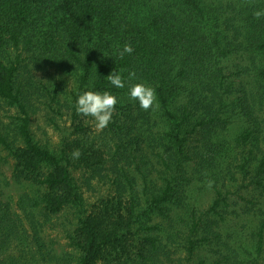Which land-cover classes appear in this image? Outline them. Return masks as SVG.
I'll use <instances>...</instances> for the list:
<instances>
[{
  "label": "trees",
  "instance_id": "trees-1",
  "mask_svg": "<svg viewBox=\"0 0 264 264\" xmlns=\"http://www.w3.org/2000/svg\"><path fill=\"white\" fill-rule=\"evenodd\" d=\"M256 10H264V0H0V99L18 110L11 134L0 130V146L14 160L15 180L34 190L20 203L28 230L0 188V264H156L145 254V244L156 252L154 238L144 239L135 253L134 227L141 224L132 196L135 170L145 185L152 184L151 206L168 218L169 205L178 206L174 200L196 175L211 168L217 173L230 149L227 133L238 122L236 173L248 175L249 185L235 191L225 182L223 189L214 186L204 218L191 214L187 249L192 255L212 236L222 239L229 201L239 198L248 203L243 215L255 219L250 249L236 264H264V119L258 116L264 107V16L255 17ZM125 43L134 51L120 59L117 51ZM245 52V63L235 70L224 65ZM23 53L33 68L49 65L76 78L72 132L56 148L32 131ZM113 70L125 77L124 88L109 83ZM137 82L156 90L155 110H142L128 98ZM88 89H109L118 97L110 123L96 134L75 109L78 94ZM155 123L163 134L153 131ZM108 163L116 173L115 194L78 220L69 236L75 252L59 257L41 235L38 218L46 223L82 206L75 173H97Z\"/></svg>",
  "mask_w": 264,
  "mask_h": 264
},
{
  "label": "rangeland",
  "instance_id": "rangeland-1",
  "mask_svg": "<svg viewBox=\"0 0 264 264\" xmlns=\"http://www.w3.org/2000/svg\"><path fill=\"white\" fill-rule=\"evenodd\" d=\"M19 52L20 50L15 53ZM22 55L21 81L29 93L28 97H30L32 131L39 142L56 148L61 139L68 137L72 132L71 106L75 95L78 93L76 78L64 75L49 65L41 69L33 68L31 62L27 61V55L25 53ZM237 55L226 60L224 65L235 70L236 66L242 65V62L245 63L246 52ZM261 61L264 60L261 59ZM26 65L28 66L25 67ZM253 90L251 89L252 92ZM17 116V108L8 106L0 99V130L11 134ZM258 116L264 119V107L258 112ZM85 118L92 134L104 129H97L91 117ZM152 129L155 133L163 134L161 123H155ZM241 130L242 123L240 122L230 126L227 133L230 149L220 161V166L216 170L217 173L212 174L211 168L208 174L196 175V180L189 188L187 187V192L181 193L178 199L174 200L173 203L178 204V206L169 205L172 210L169 212L170 217L168 218L162 216L158 209L151 206L152 184L145 185L141 180L140 173L135 170L138 182L132 196L136 199V212L139 213L141 223L134 227L137 239V241L135 240V253H138L144 246V239L152 237L155 239L157 250L153 253L152 247L145 244L150 253L145 252V254L147 258H151L150 255L152 258L154 257L152 260L156 264H236L238 260L242 259L250 249L251 231L255 218L252 216L248 218L243 215V210L246 209L248 203L242 202L239 198L236 201H229L231 208H228V214H225L226 221L222 224L220 231L222 239H216L212 236L210 242L200 244L192 255L187 249L189 234L187 226L191 214L196 211L198 216L204 218L214 199V186L223 189L222 185L225 182L235 191L241 183L249 185L250 177L248 175L243 176L236 173L240 171L236 167L240 162L235 159L238 150L234 145V138ZM151 157L153 163L157 164L155 157ZM13 169L14 160L0 146V188L4 193L3 198L12 203L15 213L24 219L29 230L30 219L25 217L22 210L23 206L20 203L22 199L34 195V190L29 185L17 182L14 178ZM113 173L116 174L111 163L105 165L104 169L97 170V173L87 170L75 173V178L82 191L83 205L69 207L46 223L43 216L38 218L42 226L41 235L59 257L64 253L75 252L69 236L76 227L78 220L84 217L86 212L89 213L93 210L94 206L115 194V175ZM252 173H255V169L252 170ZM102 175H104L103 178ZM245 177L246 180H244ZM243 193L245 198H249L248 190L244 189ZM127 198L131 197L127 196ZM205 219L208 220V217ZM36 224H38L37 219ZM195 237L198 239L200 236L197 234ZM59 264L62 263L59 262Z\"/></svg>",
  "mask_w": 264,
  "mask_h": 264
},
{
  "label": "clouds",
  "instance_id": "clouds-1",
  "mask_svg": "<svg viewBox=\"0 0 264 264\" xmlns=\"http://www.w3.org/2000/svg\"><path fill=\"white\" fill-rule=\"evenodd\" d=\"M254 16L259 18L264 16V10H256ZM134 51L131 43H125L117 51L120 59L126 54H132ZM135 73L130 72L128 79H134ZM107 79L109 83L116 88H124L126 79L120 71L113 70ZM127 96L134 101L142 110H155L158 107L156 90L144 82L132 83L128 88ZM118 103V97L111 90H84L78 94L75 100V109L77 114L84 117H91L97 129L105 128L111 121L115 106ZM79 151L73 152V156H78Z\"/></svg>",
  "mask_w": 264,
  "mask_h": 264
}]
</instances>
